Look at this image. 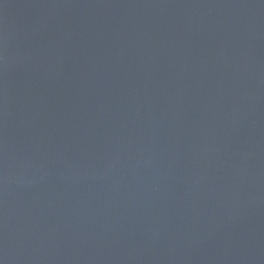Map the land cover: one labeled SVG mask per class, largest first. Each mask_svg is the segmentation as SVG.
<instances>
[{
	"label": "water",
	"instance_id": "95a60500",
	"mask_svg": "<svg viewBox=\"0 0 264 264\" xmlns=\"http://www.w3.org/2000/svg\"><path fill=\"white\" fill-rule=\"evenodd\" d=\"M0 264H264V0H0Z\"/></svg>",
	"mask_w": 264,
	"mask_h": 264
}]
</instances>
